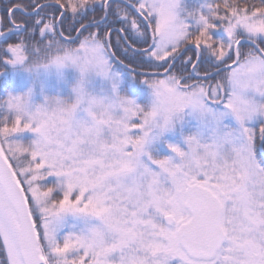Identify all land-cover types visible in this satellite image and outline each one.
I'll use <instances>...</instances> for the list:
<instances>
[{
    "label": "snow or ice",
    "instance_id": "6c2138e0",
    "mask_svg": "<svg viewBox=\"0 0 264 264\" xmlns=\"http://www.w3.org/2000/svg\"><path fill=\"white\" fill-rule=\"evenodd\" d=\"M5 63L81 75L0 99V264H264V0H4Z\"/></svg>",
    "mask_w": 264,
    "mask_h": 264
},
{
    "label": "rangeland",
    "instance_id": "374dc122",
    "mask_svg": "<svg viewBox=\"0 0 264 264\" xmlns=\"http://www.w3.org/2000/svg\"><path fill=\"white\" fill-rule=\"evenodd\" d=\"M116 73H118L117 69H114ZM80 72L79 69L75 66L68 64L64 67L57 69L55 66L49 67L45 70L43 77L44 82L42 84H37L40 91H50L54 89L65 88L69 94V99L72 101L74 99V91L73 88L77 84L80 79ZM118 82H117V91L121 94V86L124 83V76L123 73H118ZM130 79V76H129ZM128 79V81H130ZM36 86V84H34ZM85 87L88 91L94 94H112V81L99 76L95 72H90L87 76ZM32 89V88H31ZM33 90V89H32ZM151 91V90H149ZM37 96H41L40 92L34 93L32 96V101L35 103V99ZM144 96V94L142 95ZM149 101L148 103L142 104L141 100L138 97L133 95H127V97L134 99L137 103L148 106L151 102V92L148 93ZM196 124V121L189 117L185 116L184 121L182 124H177L173 130L167 131L164 133V138L160 142H156L154 144V148L159 151L160 155H168L170 154V150L167 148L166 143L164 141L170 142H181L182 140V132L187 133L192 130V127ZM26 135L34 138V134L31 132L26 131Z\"/></svg>",
    "mask_w": 264,
    "mask_h": 264
},
{
    "label": "trees",
    "instance_id": "16d2710c",
    "mask_svg": "<svg viewBox=\"0 0 264 264\" xmlns=\"http://www.w3.org/2000/svg\"><path fill=\"white\" fill-rule=\"evenodd\" d=\"M1 1V0H0ZM3 2V1H2ZM123 58V57H121ZM125 63H127V61H125ZM120 71H122L127 78L129 79V72L124 69L122 66H118L117 67ZM14 69V67H12V70ZM19 69H21L23 71V77L22 79H20L19 81H21V84H6L5 83H0V99L6 98L9 94H16V93H23L25 91H27L29 88H32L34 93L36 92H40L41 96H37V98L35 99V103H41L44 100L45 96L48 97H59L65 100H68L69 102H71V100L69 99V94L67 92V89L65 88H60V89H54V90H50V91H40L39 87L37 84H39V82H44V77H39V79L37 78H32L31 74L33 71H29L26 70L22 65L19 66ZM129 84H123L121 86V94L122 95H133L139 98V100H141L142 103L148 102V96H147V89H149V85L148 84H136L132 78L130 77L129 79ZM137 83H139V80L136 79ZM36 84V86L34 85ZM144 94V96H142ZM22 138L24 140L25 143H27L28 141H30L32 138L26 135V132L22 134Z\"/></svg>",
    "mask_w": 264,
    "mask_h": 264
},
{
    "label": "flooded vegetation",
    "instance_id": "af4514ba",
    "mask_svg": "<svg viewBox=\"0 0 264 264\" xmlns=\"http://www.w3.org/2000/svg\"><path fill=\"white\" fill-rule=\"evenodd\" d=\"M4 0L0 1V4H3ZM20 65H16V66H12L9 64H3V68L4 71L6 72V75H4L3 77L0 78V83H5L6 84H21V81H19L20 79H22L23 77V71L21 69H19ZM12 67H14V69L12 70ZM43 68H42V73H43ZM40 73L39 71H33L31 74L32 78H39ZM135 77V76H134ZM140 79L142 80V84H146L143 81V78L140 77Z\"/></svg>",
    "mask_w": 264,
    "mask_h": 264
},
{
    "label": "water",
    "instance_id": "95a60500",
    "mask_svg": "<svg viewBox=\"0 0 264 264\" xmlns=\"http://www.w3.org/2000/svg\"><path fill=\"white\" fill-rule=\"evenodd\" d=\"M122 66L130 70V68H128V67H126V66H124V65H122ZM5 74H6V72H1V73H0V78H1L3 75H5Z\"/></svg>",
    "mask_w": 264,
    "mask_h": 264
},
{
    "label": "clouds",
    "instance_id": "9594fccd",
    "mask_svg": "<svg viewBox=\"0 0 264 264\" xmlns=\"http://www.w3.org/2000/svg\"><path fill=\"white\" fill-rule=\"evenodd\" d=\"M36 63L43 65V64H45L47 62L46 61H37Z\"/></svg>",
    "mask_w": 264,
    "mask_h": 264
}]
</instances>
